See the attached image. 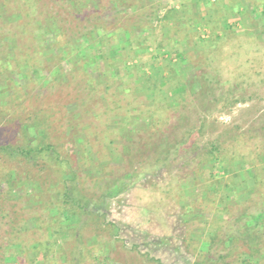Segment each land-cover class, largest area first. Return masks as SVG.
Listing matches in <instances>:
<instances>
[{
    "label": "rangeland",
    "instance_id": "374dc122",
    "mask_svg": "<svg viewBox=\"0 0 264 264\" xmlns=\"http://www.w3.org/2000/svg\"><path fill=\"white\" fill-rule=\"evenodd\" d=\"M23 4L21 16L0 17V36L17 44L0 65V144L22 145L21 127L30 137L39 126L59 157L32 163L0 152V239L11 243L0 264H72L73 255L77 264H206L199 245L212 229L224 237L223 206L227 219L264 208V0ZM43 15L62 34L53 20L43 34ZM149 155L160 157L156 167ZM242 169L252 178L245 192ZM61 172H75L72 195L100 201L88 211L103 220L82 215L69 225L76 234L54 232L60 216L50 220L62 204ZM126 173L125 189L101 197ZM20 208L29 225L49 219L54 235L17 232ZM246 249L225 260L239 264Z\"/></svg>",
    "mask_w": 264,
    "mask_h": 264
},
{
    "label": "trees",
    "instance_id": "16d2710c",
    "mask_svg": "<svg viewBox=\"0 0 264 264\" xmlns=\"http://www.w3.org/2000/svg\"><path fill=\"white\" fill-rule=\"evenodd\" d=\"M13 3L15 6H17L18 8H16L15 10H11L9 11V4ZM29 0H0V17H3L2 22L5 21L4 18H9V16H13V15H18L21 16L19 12L21 11H27L23 6V3L28 4ZM19 11V12H18ZM54 21L56 27H57V34L56 35H60L61 33V25L57 23L56 21V17L54 15H50V16H44L42 20L39 21V27L38 29H40L41 32H43V34L45 33L44 30H46V28L48 27V22L49 21ZM46 27V28H45ZM2 35V33H1ZM7 36H0V45L4 46V42L6 43L7 46V50H4V48H0V52H1V56H0V65H5V68H8L9 65V60L13 58V53L11 54V49L12 47H17L16 44V39L13 36L8 37V40H4L6 39ZM1 40L3 42H1ZM11 40V42H10ZM14 41V42H13ZM45 42V41H44ZM40 41H39V45H40ZM47 46V45H45ZM25 63V62H24ZM17 65L19 68H22L24 66V64L17 62ZM23 125V124H22ZM28 124H24L23 127H21V130L23 133V144L22 145H11L9 143L7 144H0V152H4L9 156L12 157H22V159H25L27 161H32V163H37L40 159H43L44 157H46L49 154L55 153L53 157L57 158L59 157L58 153L56 152L55 146L54 144L47 142L45 140V137H47V130L45 131L43 127H37V132L33 131L31 132L30 137H28L27 134V130H29ZM37 133V138L35 137ZM25 138V139H24ZM184 139L181 138V140L177 141L175 144H169L167 146V150L165 152H168L171 148L176 149V147H180L182 146V144L184 143ZM150 160V164L152 167H156V164L160 161V157L159 156H151L149 155ZM166 158V157H164ZM219 158L218 155H215L214 158L212 159H217ZM59 163L62 162V160H58ZM139 164V162H138ZM143 164V163H140ZM249 165V164H248ZM251 166V165H250ZM252 167V166H251ZM232 169V168H231ZM139 166H138V175L140 174L139 172ZM73 175H71V177H68L66 174L64 176V173L61 172V183H63V191L61 192V196H62V204L60 203H54L56 205V210H53L49 215H50V220H55L56 216L55 215H59L60 218L59 219V227H57L55 230H53L54 232L60 234L62 233V231L66 230V232L68 231L70 233V231H72L71 233L76 234L75 229L73 230V228H70L69 225L70 223H73L74 221H79L82 217V215H89V217L91 218V215H94L95 218L93 219V221L96 220H100L103 218H101V215L98 214L97 212H90L88 211V207H89V203L91 202L92 204H97L98 202H100L99 200L93 199L91 196H87L83 193H79L77 195H72L71 193H73L72 191L75 189V184H69V181L75 178V172H72ZM130 175H132L131 173H126L124 175L118 176L115 180L113 181L111 184H107L102 192V196L101 197H105L108 195H115L116 193H118L119 191H122L123 189H125V187L127 186V182L125 181L126 177H129ZM238 175V178H240L241 182L244 183L245 187L242 190V192H245V190H247L248 188L250 189V182H252V178H250V176H248V174L246 173V171L244 169L241 170L240 175ZM257 174H255V176H253V178L257 180ZM12 178V177H11ZM67 179H69L67 181ZM255 179L253 180V182H256ZM8 182L11 181V179L7 180ZM230 183V182H228ZM259 183V182H258ZM240 185V184H238ZM241 186V185H240ZM2 188H4V185L0 186ZM234 193L237 194L239 192H236L235 188H234ZM229 192L227 191L226 194L224 195L227 199L228 198V194ZM239 195V194H238ZM99 197V198H101ZM243 197V196H242ZM9 199L6 198L4 200H2L1 202L4 203V201H8ZM40 202H38L37 204H34L33 206H41L43 204H45L41 199L39 200ZM17 205V204H16ZM15 205V206H16ZM96 206V205H95ZM228 206H223L220 210H222V214H220L219 218H221L222 222H228L229 221V227L227 229V231H225L223 233V238L220 241H217V239L220 237H218L217 235V231L215 229L210 230V232H208L206 234V240H203L200 242V250L205 252V259H203V261L206 262V264H229L230 261L225 260L226 257L233 255V249L234 248H239L241 245L244 246L245 248H247L246 250H241L238 253L239 256V264H262L261 260L254 258L255 256H262L264 257V208H260V209H255L254 211H248L246 209V207L240 209L238 211V213L236 215H234L232 218H226L223 217L222 215H227L228 216V212H227ZM21 212H19L18 215L14 214L15 217V221L13 222H17V232H24L26 233L25 236L26 238H31L33 233H38L39 235H44L46 232L48 234L52 233V235H54V232L52 231V226L51 222L49 219H47L46 221H43V219L41 217H39L38 215L34 216V222L31 223V225H29L28 223V219L27 216L25 215V211L22 210L20 208ZM11 223V222H10ZM64 223V224H62ZM109 224L111 225V227L108 228L110 230H112V234H115V230L112 229V227L114 226V224H112L111 222H105L104 224ZM58 226V225H57ZM14 225H9V228L7 230H5L7 232V234H13L14 232ZM115 228V226H114ZM51 229V230H50ZM23 234V233H22ZM3 238V236L1 237V239ZM0 239V255L3 254V252L5 251V248L7 246H10L11 243H9L8 241H6L5 245L4 243H2ZM50 238H48L47 240H44L42 242H40V246L42 245V247H44L43 252L47 251L49 249V245L50 243L52 244V242L54 241H49ZM219 242H222L221 246L219 244ZM23 242H18L17 244L22 245ZM16 245V244H15ZM220 245V246H219ZM37 244L32 245V251L34 252V255L36 256L37 254ZM216 247L215 251H211L212 248ZM221 247V248H219ZM24 248V246H23ZM36 249V250H34ZM219 249L224 250L225 252H221L222 250L219 251ZM25 250V249H24ZM2 252V253H1ZM79 255V254H78ZM45 256V254H44ZM5 258V257H4ZM1 259V256H0ZM72 259V260H71ZM70 261L72 262V264H77V258L76 255H73L71 257ZM219 260H222V262H220ZM225 260V261H224ZM201 261H196L197 264H200ZM220 262V263H219ZM158 264H162L159 263V261L157 262Z\"/></svg>",
    "mask_w": 264,
    "mask_h": 264
}]
</instances>
